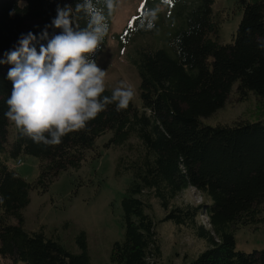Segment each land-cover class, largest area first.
I'll use <instances>...</instances> for the list:
<instances>
[{
  "label": "trees",
  "instance_id": "trees-1",
  "mask_svg": "<svg viewBox=\"0 0 264 264\" xmlns=\"http://www.w3.org/2000/svg\"><path fill=\"white\" fill-rule=\"evenodd\" d=\"M214 2L146 0L120 34L122 44L140 41L132 61L141 75L142 106L132 100L127 109L117 111L110 104L59 145L34 143L5 118L11 65L0 64V257L26 264H93L84 232L78 236L82 251L72 252L57 237L28 230L23 209L33 186L46 188L61 171L79 167L96 138L112 130V144H123L132 135L140 139L130 143L129 155L117 163V172L131 171L132 180L121 201L125 232L112 245L113 263L159 264L163 250L158 222L146 210L151 198L158 197L166 209L164 219L191 223L207 242V248L183 264H264V246L238 248L235 236L242 227L264 224V0H243V16L230 42L218 39ZM57 3L74 8L76 0H0V59L20 33H39L56 15ZM114 12L109 15L105 9L108 33L92 57L96 61ZM76 23L85 26L79 17ZM59 31L49 29L50 34ZM161 32H166L168 44L142 40ZM236 81L241 97L256 94L259 118L204 122L202 116L226 102ZM112 90L105 87L103 95L110 96ZM26 154L40 159L34 182L14 164ZM186 187L200 191L203 201L171 206ZM202 215L208 225L201 222Z\"/></svg>",
  "mask_w": 264,
  "mask_h": 264
},
{
  "label": "rangeland",
  "instance_id": "rangeland-1",
  "mask_svg": "<svg viewBox=\"0 0 264 264\" xmlns=\"http://www.w3.org/2000/svg\"><path fill=\"white\" fill-rule=\"evenodd\" d=\"M146 0H119L113 15V25L97 63L107 72L106 88L114 89L125 80L135 89L133 99L136 106H142L140 94L141 75L132 61L136 43L122 44L123 33L130 19L144 7ZM216 18L220 22L218 39L230 42L243 16V0H215L213 4ZM142 40L168 44L166 32L148 35ZM234 82L226 102L213 114L202 116L206 123H233L242 118H259L258 99L251 91L246 98L241 97ZM112 130L96 138L95 145L86 150L79 167L61 171L46 188L33 186L30 202L24 207V225L28 230H43L47 235L57 237L72 252H81L78 241L81 232L86 235L88 253L93 264H115L110 260L113 243L124 236L122 198L132 180V172H117V163L122 155H129V145L137 138L132 135L123 144H112ZM140 141V139H138ZM16 169L30 182L40 173V159L31 154L23 157ZM16 161H14V164ZM146 210L157 223V231L163 258L159 264H183L195 259L207 248V242L193 230V225L177 224L164 219L166 209L158 197L151 198ZM203 195L194 187H186L171 201V206L182 203L198 204ZM16 221L15 218L12 219ZM202 223L208 225V218L202 215ZM238 248L250 251L264 246V224L248 225L235 232ZM1 264H26L12 258L0 257Z\"/></svg>",
  "mask_w": 264,
  "mask_h": 264
},
{
  "label": "clouds",
  "instance_id": "clouds-1",
  "mask_svg": "<svg viewBox=\"0 0 264 264\" xmlns=\"http://www.w3.org/2000/svg\"><path fill=\"white\" fill-rule=\"evenodd\" d=\"M118 4L119 0H76L73 8L71 3H57L56 15L39 33H20L3 53L0 64L11 65L7 79L12 82L4 116L21 136L45 146L59 145L108 105L114 103L117 111L128 108L136 95L133 85L121 80L110 96L103 95L107 72L92 58L108 33L105 9L111 15ZM76 17L85 21L84 27ZM49 29L60 31L50 34Z\"/></svg>",
  "mask_w": 264,
  "mask_h": 264
},
{
  "label": "built area",
  "instance_id": "built-area-1",
  "mask_svg": "<svg viewBox=\"0 0 264 264\" xmlns=\"http://www.w3.org/2000/svg\"><path fill=\"white\" fill-rule=\"evenodd\" d=\"M18 164L22 163V159L19 158L18 161H17Z\"/></svg>",
  "mask_w": 264,
  "mask_h": 264
},
{
  "label": "snow or ice",
  "instance_id": "snow-or-ice-1",
  "mask_svg": "<svg viewBox=\"0 0 264 264\" xmlns=\"http://www.w3.org/2000/svg\"><path fill=\"white\" fill-rule=\"evenodd\" d=\"M167 2H170V0H167Z\"/></svg>",
  "mask_w": 264,
  "mask_h": 264
}]
</instances>
